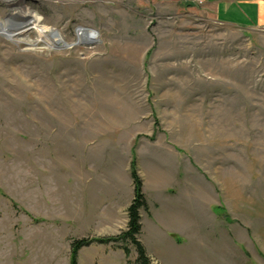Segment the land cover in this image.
Masks as SVG:
<instances>
[{
  "label": "rangeland",
  "instance_id": "1",
  "mask_svg": "<svg viewBox=\"0 0 264 264\" xmlns=\"http://www.w3.org/2000/svg\"><path fill=\"white\" fill-rule=\"evenodd\" d=\"M205 1L0 0L1 27L26 6L68 46L78 26L98 34L67 48L33 24L0 36V264H69L72 240L119 235L132 163L149 200L172 195L156 216L169 230L140 211L155 264H264V29L219 23ZM229 177L241 193L212 182L203 242L176 245L185 230L167 213L183 189ZM79 251L77 264L136 258L112 243Z\"/></svg>",
  "mask_w": 264,
  "mask_h": 264
},
{
  "label": "crops",
  "instance_id": "2",
  "mask_svg": "<svg viewBox=\"0 0 264 264\" xmlns=\"http://www.w3.org/2000/svg\"><path fill=\"white\" fill-rule=\"evenodd\" d=\"M205 6L208 8L216 21L222 24L231 25V26H237V27H243V28H249L254 30H260L264 29V0H206ZM214 184H220L223 186L224 194L229 198L230 193L234 196V194L241 193V190L236 188V180L233 178H225L223 180L217 179L211 181V183L206 184L204 181H198V183H195V185L192 188H184L183 189V195L182 200H185L183 205L179 208L181 209L179 212L175 213L176 208H171L168 210L169 216H180V222L184 227L185 232L181 233L183 237L182 239L174 238L176 239V245H182V242L184 243H202L203 242V232L205 231L202 226V222H199L197 219L199 217H202V207L204 206V203H209L210 207H215L212 202H210V196L211 193L214 191L212 190L213 183ZM157 186H161L160 182H156ZM187 186V185H186ZM190 186V185H189ZM164 187V186H161ZM165 188V187H164ZM214 188V187H213ZM156 199L149 200V193L147 191V188L145 187V184L143 186V193L145 197V201L147 204V207L150 208V205L154 208L156 214L152 212L151 216H147V219L150 220V217L156 220H153L151 222V226L157 227L156 234L163 233L165 231L163 225H165L167 230H169L168 225H166L165 222H163L162 217L156 218L158 215V209L160 204L163 206L167 205V200L171 199L172 195L170 197H166L168 195L169 191L167 189L158 188L155 191ZM230 199V198H229ZM228 200V199H227ZM231 203V202H230ZM248 206L247 204L245 205ZM166 208V207H165ZM216 209L218 207H215ZM214 208V209H215ZM211 210V209H209ZM161 215H165L164 213ZM142 218V217H141ZM170 219V218H169ZM200 219V218H199ZM145 221V220H144ZM172 221V220H171ZM170 221V222H171ZM144 223V222H143ZM155 223V224H154ZM217 226V230L215 233H220V226ZM212 226H210L211 228ZM226 230V229H224ZM210 229L206 230V232L209 233ZM211 231H215L214 227L211 228ZM170 240V239H169ZM171 241V240H170ZM142 243V241H141ZM143 246L146 245L145 243H142ZM81 251H79L78 259L80 257Z\"/></svg>",
  "mask_w": 264,
  "mask_h": 264
},
{
  "label": "trees",
  "instance_id": "3",
  "mask_svg": "<svg viewBox=\"0 0 264 264\" xmlns=\"http://www.w3.org/2000/svg\"><path fill=\"white\" fill-rule=\"evenodd\" d=\"M131 179L133 183V198L126 209V229L113 238L72 240L70 243L69 264H77L79 250L92 244L93 242H97L103 245L112 243L117 249H121L127 257L130 254V248H134L136 252L135 261L128 264H155L147 255L144 246L139 241V236L141 234L142 228L140 211H146L147 204L142 193V181L137 175L133 163L131 165Z\"/></svg>",
  "mask_w": 264,
  "mask_h": 264
},
{
  "label": "water",
  "instance_id": "4",
  "mask_svg": "<svg viewBox=\"0 0 264 264\" xmlns=\"http://www.w3.org/2000/svg\"><path fill=\"white\" fill-rule=\"evenodd\" d=\"M6 1H11V0H6ZM32 18L30 16L28 17H19L15 14H11L9 16H7L5 18V27H1V23H0V36L4 37L5 39L9 40L10 41V35L11 36H15L17 35L19 32H23V28H28L29 29V25L31 23V20ZM91 31H93L92 29H89V28H86V27H81V26H78L76 29H75V36H76V41L70 45L69 47H72V46H75V45H85V46H88V45H93L94 43L97 42V32L95 33H90ZM78 35L82 36L83 40H78ZM91 38V39H90ZM62 48H67L68 45L67 44H63L61 46Z\"/></svg>",
  "mask_w": 264,
  "mask_h": 264
},
{
  "label": "bare ground",
  "instance_id": "5",
  "mask_svg": "<svg viewBox=\"0 0 264 264\" xmlns=\"http://www.w3.org/2000/svg\"><path fill=\"white\" fill-rule=\"evenodd\" d=\"M22 1V0H21ZM21 11L22 13H24L25 15H28L30 17H32V21L30 23L33 24L32 25V28L35 29V31L37 33H39L40 35H42L46 40L49 39L50 40V43H54V45H60L62 46L64 43H63V39L61 37V35L55 30V29H51V28H46V27H43V26H40L39 23H40V20H41V17L39 15H36V14H31L30 11H29V8L26 7V6H22L21 8ZM28 16H24V17H28ZM4 22V21H3ZM5 24V23H4ZM30 25L28 26V28H23L25 30H23L24 32L26 31H29L31 30V27ZM22 32V31H21ZM12 36L10 35V38ZM91 39V38H90ZM78 40H83L82 37H79ZM69 47V46H68Z\"/></svg>",
  "mask_w": 264,
  "mask_h": 264
},
{
  "label": "built area",
  "instance_id": "6",
  "mask_svg": "<svg viewBox=\"0 0 264 264\" xmlns=\"http://www.w3.org/2000/svg\"><path fill=\"white\" fill-rule=\"evenodd\" d=\"M54 1H57V0H54ZM202 1V0H201Z\"/></svg>",
  "mask_w": 264,
  "mask_h": 264
}]
</instances>
